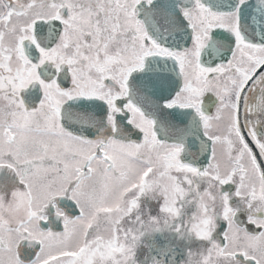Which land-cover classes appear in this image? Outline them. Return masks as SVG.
<instances>
[{"label": "snow or ice", "instance_id": "6c2138e0", "mask_svg": "<svg viewBox=\"0 0 264 264\" xmlns=\"http://www.w3.org/2000/svg\"><path fill=\"white\" fill-rule=\"evenodd\" d=\"M0 264H264V0H0Z\"/></svg>", "mask_w": 264, "mask_h": 264}]
</instances>
